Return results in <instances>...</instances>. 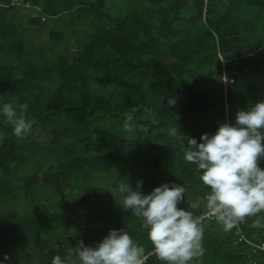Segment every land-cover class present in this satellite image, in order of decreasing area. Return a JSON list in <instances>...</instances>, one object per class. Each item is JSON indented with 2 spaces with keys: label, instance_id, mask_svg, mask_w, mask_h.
Listing matches in <instances>:
<instances>
[{
  "label": "trees",
  "instance_id": "trees-1",
  "mask_svg": "<svg viewBox=\"0 0 264 264\" xmlns=\"http://www.w3.org/2000/svg\"><path fill=\"white\" fill-rule=\"evenodd\" d=\"M109 1L0 0L16 14H0V91L34 120L19 140L0 102V264L66 260L77 241L95 247L111 229L153 251L118 185L142 180L147 195L180 184L178 207L201 217L209 189L184 159L189 139L264 101V0ZM202 226L193 264H264V212L227 231L215 218Z\"/></svg>",
  "mask_w": 264,
  "mask_h": 264
},
{
  "label": "clouds",
  "instance_id": "clouds-1",
  "mask_svg": "<svg viewBox=\"0 0 264 264\" xmlns=\"http://www.w3.org/2000/svg\"><path fill=\"white\" fill-rule=\"evenodd\" d=\"M168 105L174 107L175 99L169 98ZM19 108L25 112L28 105ZM138 110L133 108L126 114V130H132L134 113ZM144 111L151 113L148 108ZM2 114L19 140L31 132L34 120L18 115L11 104L3 106ZM177 131L173 128L170 134L176 135ZM200 141L189 139L184 159L195 166L199 179L209 189L205 196L206 215L215 218L227 231L247 217L264 212V169L259 166L264 159V101L249 110L238 111L235 124H220L213 135L202 134ZM142 183L138 180L133 190L128 180L122 181L118 191L123 194V210H130L147 226L153 251L146 253L144 246L134 242L124 229H111L95 247L85 246L79 240L75 247H70L68 259L57 255L52 264H146L152 255L164 264H193L200 260L205 253L202 218L178 207L187 189L180 184L165 183L145 195ZM255 223L261 226L259 221ZM8 259L5 255L4 260Z\"/></svg>",
  "mask_w": 264,
  "mask_h": 264
},
{
  "label": "rangeland",
  "instance_id": "rangeland-1",
  "mask_svg": "<svg viewBox=\"0 0 264 264\" xmlns=\"http://www.w3.org/2000/svg\"><path fill=\"white\" fill-rule=\"evenodd\" d=\"M108 4L112 6V4H114V2L110 0L108 2ZM108 10H109L110 13L116 15V12L112 8H110ZM121 13H123V12H121ZM0 14L4 15V17L6 19H9V20L11 18H14L15 15H16L15 13H13V10H11L10 8L7 7V5H3V6L0 7ZM36 14H37L36 11L26 12V14L24 15V18H23L24 19V22H26L31 15L32 16H35ZM36 34H38V32ZM41 35H42V38H41L42 40H44V41H47L48 40V36L47 35H44V34H41ZM0 102L3 105L10 104V95L8 93L4 92V91H0ZM43 136H44V134H43ZM98 185L99 186H102L103 183L100 182V184H98ZM41 202L48 203L47 199L44 198V197H41ZM115 210H116V207H113V208L110 209V211H115Z\"/></svg>",
  "mask_w": 264,
  "mask_h": 264
},
{
  "label": "built area",
  "instance_id": "built-area-1",
  "mask_svg": "<svg viewBox=\"0 0 264 264\" xmlns=\"http://www.w3.org/2000/svg\"><path fill=\"white\" fill-rule=\"evenodd\" d=\"M201 218L212 219L211 217H208V216L206 215V213H204V214L201 216ZM256 247H258V248L264 250V246H263V245H256Z\"/></svg>",
  "mask_w": 264,
  "mask_h": 264
}]
</instances>
